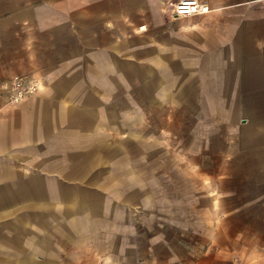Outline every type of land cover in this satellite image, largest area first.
<instances>
[{"label":"crops","instance_id":"1","mask_svg":"<svg viewBox=\"0 0 264 264\" xmlns=\"http://www.w3.org/2000/svg\"><path fill=\"white\" fill-rule=\"evenodd\" d=\"M179 1L0 0V264H226L165 239L214 221L264 264V0ZM16 75L38 92L11 105ZM178 174L209 202L188 224Z\"/></svg>","mask_w":264,"mask_h":264},{"label":"rangeland","instance_id":"2","mask_svg":"<svg viewBox=\"0 0 264 264\" xmlns=\"http://www.w3.org/2000/svg\"><path fill=\"white\" fill-rule=\"evenodd\" d=\"M173 172L169 173L172 175ZM177 175V173H176ZM181 183H178L175 186H173V183L168 181L165 182V188H164V199L163 195H160V198L164 200L165 207L163 208V216L166 221H169V223H184L188 224L186 220H182V217L186 215L189 211L192 213H197L199 216L206 215V212L208 210L209 202H207V199H202L200 203L196 200L188 199L189 193L192 189L189 188V185L193 182L191 179V182H188V179L185 178L183 175L180 176ZM156 190H153L155 193ZM219 193V190H217ZM216 198V196H214ZM217 199V198H216ZM149 213L154 215L156 210V205L149 206ZM154 209V210H153ZM218 214L220 213L218 207H217ZM162 212V210H161ZM159 212V215H161ZM181 221V222H180ZM220 222L217 224L214 221V224H211L210 226H207L205 229H202L199 231V233H194V236L188 237L185 235H181V232L177 228H173V225L168 229L167 235L165 239H170L171 242H175L176 240H187L191 243L192 248H225L222 251H225L224 255L228 256L229 259L226 264H236V260L238 256L242 257L245 255L246 259L245 262H248L247 256L251 255L252 253L244 249L240 250L238 252L237 249V241L236 236H234L236 231V221L229 222V228L227 230L228 236H221V232L219 230ZM226 232V233H227ZM229 250V251H228ZM249 250H251L249 248ZM219 251V249H218ZM211 255V254H210ZM219 256V253L213 254ZM140 264H152V263H145L141 262Z\"/></svg>","mask_w":264,"mask_h":264},{"label":"built area","instance_id":"3","mask_svg":"<svg viewBox=\"0 0 264 264\" xmlns=\"http://www.w3.org/2000/svg\"><path fill=\"white\" fill-rule=\"evenodd\" d=\"M210 12L209 6L199 0H180L172 6V13L176 17H193L205 15ZM37 86L28 82L24 77L13 76L8 92V102L18 104L24 98L35 95Z\"/></svg>","mask_w":264,"mask_h":264}]
</instances>
